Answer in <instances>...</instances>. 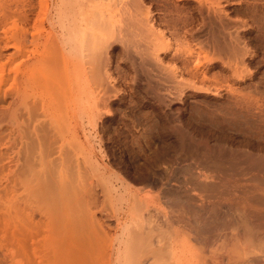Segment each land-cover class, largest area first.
<instances>
[{"label":"bare ground","instance_id":"obj_1","mask_svg":"<svg viewBox=\"0 0 264 264\" xmlns=\"http://www.w3.org/2000/svg\"><path fill=\"white\" fill-rule=\"evenodd\" d=\"M0 264H264V0H0Z\"/></svg>","mask_w":264,"mask_h":264},{"label":"rangeland","instance_id":"obj_2","mask_svg":"<svg viewBox=\"0 0 264 264\" xmlns=\"http://www.w3.org/2000/svg\"><path fill=\"white\" fill-rule=\"evenodd\" d=\"M128 97H126V100L124 101V99H122V100H118V99H115L114 101H113V104H112V107H113V112L114 111H116L117 112V114H116V112H114L113 113V118L110 120V121H108L106 124V126L110 129V127H111V130H115L116 128H118L117 127V125H119L120 123L122 124V127H124L125 128V130L127 129V127H129V126H132V127H130L131 129H129L130 130V133H133L132 135H135V134H137V128L134 126V121L135 120H133V119H135V117L133 118V115L132 114H130V112H132L133 114L136 112V114H134V115H137V112H139V113H142V112H147L148 110H149V107L147 108L146 106H142V105H139L140 103H139V101L137 100V99H135L134 100V98L132 97V98H128ZM133 100H134V102H133ZM137 100V101H136ZM119 101H121L122 102V104H121V102H119ZM129 101V102H128ZM127 102V103H126ZM131 102H132V104H131ZM117 103V104H116ZM125 103V104H124ZM135 103V104H134ZM128 104H131V105H128ZM119 105V106H118ZM125 105L128 107H125ZM121 106V108H119ZM134 106H139L138 108H135ZM114 107H115V110H114ZM142 107V108H141ZM146 107V108H145ZM122 108H124V109H122ZM126 108V109H125ZM132 108H134V109H132ZM145 108V109H144ZM117 109V110H116ZM128 109H129V112H128ZM138 109V110H137ZM121 110V112H119V111ZM123 110H125V112L123 111ZM127 110V111H126ZM137 110V111H136ZM140 111H142V112H140ZM121 115H120V114ZM124 113V114H123ZM119 114V115H118ZM122 115H123V117L125 116V118H123L122 119ZM131 115V116H130ZM120 116H121V118H120ZM120 118V120L119 119H116V118ZM130 117V118H129ZM133 118V119H132ZM125 119V120H124ZM121 120H123V121H121ZM130 121V122H129ZM133 123H132V122ZM114 122V123H113ZM127 122V123H126ZM131 123H132V125H131ZM111 124V125H110ZM120 124V125H121ZM126 124V125H125ZM115 126H116V128H115ZM133 126H134V128H133ZM128 130V129H127ZM128 130V131H129ZM136 130V131H135ZM132 131H134V132H132ZM199 131V130H198ZM197 133V135H194V136H197L198 137V133L199 132H196ZM200 135V134H199ZM113 144V143H112ZM195 158V157H194ZM196 159V158H195ZM182 159H180V161H181ZM184 161V160H183ZM190 160H187V162H189ZM181 164H186V163H184V162H182Z\"/></svg>","mask_w":264,"mask_h":264}]
</instances>
